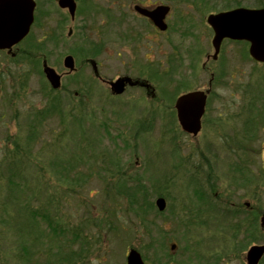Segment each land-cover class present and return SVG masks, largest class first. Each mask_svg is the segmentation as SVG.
I'll return each instance as SVG.
<instances>
[{
  "label": "rangeland",
  "instance_id": "374dc122",
  "mask_svg": "<svg viewBox=\"0 0 264 264\" xmlns=\"http://www.w3.org/2000/svg\"><path fill=\"white\" fill-rule=\"evenodd\" d=\"M35 1L36 20L14 46L17 57L0 50V264L42 263L46 242L27 225V213L42 211L58 222L61 236L51 245L79 253L70 264H126L132 247L145 264H246L249 245L264 243V99L250 97L253 85L264 84V64L246 43L228 40L212 58L206 17L264 0H82L73 20L55 0ZM135 3L168 4L167 29L138 15ZM46 39L39 68L45 57L64 73L63 56L72 53L77 70L62 78L60 114L38 123L48 82L20 53ZM88 58L101 77L146 79L155 95L143 87L111 95ZM211 76L202 127L192 135L178 123L174 100L206 89ZM53 159L68 168L63 180ZM11 179L26 190L21 203L12 198L19 191L8 189ZM120 179L134 187L119 193ZM197 187L207 202L195 197ZM254 213L256 228L249 229ZM245 236L252 242L236 250Z\"/></svg>",
  "mask_w": 264,
  "mask_h": 264
},
{
  "label": "water",
  "instance_id": "95a60500",
  "mask_svg": "<svg viewBox=\"0 0 264 264\" xmlns=\"http://www.w3.org/2000/svg\"><path fill=\"white\" fill-rule=\"evenodd\" d=\"M58 5L67 8L71 18L75 13L74 0H58ZM34 0H0V49L11 52L12 46L22 40L29 32L33 22ZM133 9L148 17L160 30H165L167 24L164 18L169 10L168 5L159 4L153 8L135 4ZM207 22L213 29L211 39L214 52L212 58H216L224 38L234 40H246L249 42L248 51L252 58L264 62V7L251 9L238 7L217 13H210ZM70 33V30H69ZM90 64L96 75H98L97 63L90 59ZM63 65L67 72L75 70L74 57L67 54L63 58ZM42 70L51 88L57 89L61 86V74L47 64L46 59L42 61ZM141 85L151 89L150 94L154 96V88L146 80L133 79L129 76H121L116 80L109 81L112 94H121L125 90V84ZM209 88L193 90L179 95L174 103L177 120L181 128L196 135L201 128V117L205 110L207 93ZM155 204L159 210L165 208V199L158 197ZM248 205V202H246ZM260 226L264 227V213L260 217ZM174 247V244L171 245ZM264 255V243L252 244L246 251L245 260L247 264H258ZM126 264H144L141 254L131 248L126 257Z\"/></svg>",
  "mask_w": 264,
  "mask_h": 264
},
{
  "label": "trees",
  "instance_id": "16d2710c",
  "mask_svg": "<svg viewBox=\"0 0 264 264\" xmlns=\"http://www.w3.org/2000/svg\"><path fill=\"white\" fill-rule=\"evenodd\" d=\"M55 34H56V32L53 33V35H55ZM48 41H49V39H46V41H44L42 43L35 44V45L27 48V50H28L27 55L23 54L24 52L20 53V55H23V56H21V58H23L25 62L30 60L29 63H31V64L34 63L33 66L40 73H41V69L39 68L40 67V64H39L40 59L39 58H40V54L45 53L44 49H45V45L47 44ZM34 47L38 51H34ZM36 52H38V55L35 56ZM46 87L47 88H46V90H44V94L48 95L49 100L47 99L48 104L45 106L44 109L39 111V114H37V116L40 117V119L38 120V123H41L42 119L47 117V116L50 117V116H53L55 114L58 116L61 112V107L59 106V99H58V97H56L58 92L52 90L51 88H48L49 87L48 85ZM252 91L255 92V93L252 92V95L250 96L252 98V100H254L255 98L256 99H261V98L264 99V84L258 83V84L253 85ZM51 94H53L54 96H51ZM252 100H251V102H252ZM30 139L31 138L29 137V140ZM30 142H32V140H30L29 143ZM17 147H18V145H16L15 150L18 151ZM240 160H242V159H240ZM17 165H18V162L15 163V165L12 167V169H15V170L18 169ZM51 165H52V168L55 171L57 177H59V179L63 180L65 177L64 171H67L68 168L64 167V165H62L61 161H59L58 159H53V161H51ZM239 165H240V163H239ZM12 169H10V170H12ZM242 173L244 174V176L246 178L245 180H249L251 178V175L247 171H244V172L242 171ZM241 176L243 178V175H241ZM9 183L10 184H9L8 189H9L10 193L15 192L17 190L19 191V194H14V196H12V198L14 199V201L21 203L22 201H21L20 197L22 195L24 196L26 194V190L25 189L22 190L21 187L14 186L15 183L12 179ZM115 186H116V189L119 193L126 192V191H128V189H132L134 187V186L127 187L126 181H124L123 179L118 180L115 183ZM19 188H20V190H19ZM200 188L193 190L194 191L193 193L195 194V197H197L199 199V201H201L200 203L207 202L208 198L206 197V195L204 194V192ZM27 214H28L27 225H29V227L35 233L34 239L36 241L39 240L38 242L41 245H44V242H46V243L44 246L45 250L42 252V254H43V258L41 260L42 263H38V262L32 261V259H30V260L23 261V264H55V263H59V262L60 263L64 262V264H70L76 260V258L79 255V253L77 251L72 250L70 248H68L67 250H64V249L61 250V248H63L62 244L60 246H57L56 244L51 245V243H55L58 240V237L61 236V235H58V233H57L56 226H58V222L56 221L54 216L48 215V213H45L44 211L37 212V214H35V212H31V213L29 212ZM256 218H257V214L254 213V215H253V217L249 223V229L250 228L251 229L256 228ZM248 242H252V240L251 239L249 240L248 237L245 236L242 244L235 247L236 250H240V251L243 250V248L247 245ZM47 246L49 247V249H46ZM26 248L27 247L23 246V250L25 252H28ZM22 255H23V253H22ZM165 255H167V253H165ZM21 256L18 255L17 259L21 260L22 259ZM198 257L200 258V256H198Z\"/></svg>",
  "mask_w": 264,
  "mask_h": 264
},
{
  "label": "flooded vegetation",
  "instance_id": "af4514ba",
  "mask_svg": "<svg viewBox=\"0 0 264 264\" xmlns=\"http://www.w3.org/2000/svg\"><path fill=\"white\" fill-rule=\"evenodd\" d=\"M81 2H82V0H76V4H77V9L79 8V6H80V4H81ZM88 6V5H87ZM252 7H260V6H264V3L263 4H261V5H251ZM250 6V7H251ZM62 11H65L66 13H67V10L66 9H62V8H60ZM76 9V10H77ZM62 20V22H64L65 20H66V18H62L61 19ZM116 77V76H115ZM114 77V78H115ZM100 79V78H99ZM101 80V79H100ZM102 81V80H101ZM103 82V81H102ZM104 83V82H103ZM138 87H140V86H138Z\"/></svg>",
  "mask_w": 264,
  "mask_h": 264
}]
</instances>
